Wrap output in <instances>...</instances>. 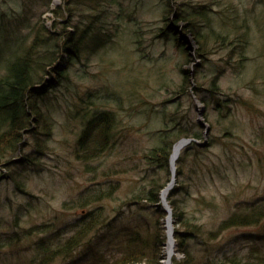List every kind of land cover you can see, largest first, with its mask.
I'll return each instance as SVG.
<instances>
[{
    "label": "rangeland",
    "instance_id": "obj_1",
    "mask_svg": "<svg viewBox=\"0 0 264 264\" xmlns=\"http://www.w3.org/2000/svg\"><path fill=\"white\" fill-rule=\"evenodd\" d=\"M60 1L0 0V36L6 29L14 36L7 47L0 51V75L4 72V63L10 58L11 52L29 33V27L40 19L44 20L47 27L51 26L53 15L50 9ZM117 1L126 15L119 19L120 28L113 37V47L109 45L106 52L105 48L102 49L86 65L78 63L73 72L84 77H73L72 82L79 90H95L93 96L84 102L87 110L109 103L114 105L110 100L112 91L107 90V87H112V80H120L119 85L135 79L142 82L137 91L130 92L134 101L124 109H119L122 141L114 146L107 159L101 156L88 163L76 159L73 145L81 129V118L72 116L67 119L63 103H69L72 92L65 91V95L62 94L63 103L50 118L52 128L47 139L48 148L35 169L39 171H33L23 182L27 194L14 191L9 180L0 181V201L8 197L11 199L8 208L0 207L2 237L13 234L15 228H28L44 222L52 225L58 222L60 225L62 220H72L86 210L100 209L102 222L97 228L72 251L47 264L111 262L121 255L120 248L127 237L117 235L126 227L141 224L139 228L142 235H147L150 222L159 218V213L151 212V207L142 205L143 202H127L130 196L140 191V177L147 164L139 160L138 166L130 169L134 162L126 155L154 146L153 130L164 124L159 114L165 110H178L196 120L202 127L203 139L200 141L209 143L200 161L203 172L199 166L197 172L191 168L190 163L194 158L191 152L187 155L189 166L182 176L183 179H189V189L193 195L189 200L191 205H185L186 209L197 211L195 215L199 219L198 223H207L215 215L224 217L239 202H243L244 207L255 199L264 200V0H175L176 5L185 8L193 9V5L198 4L208 8V21L203 23L199 31L210 30L213 34L208 48L203 49L208 52L203 51L200 57V43L192 32L185 30L182 21L177 22L175 29L185 51L175 47L170 39L157 36L163 24L160 15L164 7L161 0ZM110 6L111 11L108 13L111 15L105 16L106 22H110L114 18L113 13L118 11L116 5ZM135 30L138 36L136 41L142 39L140 47L134 40L127 42V37L130 35L132 38ZM181 66L189 69L193 81L192 86L178 93L175 90ZM217 97L221 100L230 97L234 99L219 106L216 104ZM198 110H201V115H198ZM205 126L208 127L207 132ZM185 146L180 149L176 161L185 154ZM119 159L123 160V171L109 173V167L115 166ZM176 161L175 181L169 190L176 185ZM164 172L161 169L157 175L162 176ZM115 182L119 188L115 189L111 197L91 201L85 207H64V203H74V199L87 186L91 190L106 191ZM196 186L201 190L197 191ZM195 195H204L207 201H213L218 207L205 208L200 202L198 205L194 200ZM28 200H31V206L25 212H17V204ZM158 206L165 212L160 221L166 235L160 246L161 258L158 264H165L162 260L167 241V215L161 202ZM15 214L19 215L17 227L13 224ZM171 226L174 232L177 226L173 221ZM71 232L72 228H61L58 235L65 239ZM172 235L175 254L167 264H175L184 258L177 250L178 238L174 237V233ZM38 236L39 232H36L30 237L23 234L22 238H25L21 240L13 239L16 242L13 247H0V257L4 254L9 257L4 261L5 264H29ZM189 243L196 244L193 252L198 258L204 259L203 264H211L209 256H214L219 247H223L230 255L236 252L241 257H248L253 247L264 250V217L257 225L224 230L212 246L200 247L201 244L194 239L189 240Z\"/></svg>",
    "mask_w": 264,
    "mask_h": 264
},
{
    "label": "trees",
    "instance_id": "obj_2",
    "mask_svg": "<svg viewBox=\"0 0 264 264\" xmlns=\"http://www.w3.org/2000/svg\"><path fill=\"white\" fill-rule=\"evenodd\" d=\"M161 1L164 7L160 15L163 24L159 27L157 36L170 39L175 47L185 51L186 48L175 29L177 22L182 21L185 30L192 32L200 43L198 56L200 57L203 51L208 52L203 49L208 48L213 31H199L203 23L208 21L207 6L198 4L193 5L191 9L176 5L175 0ZM110 5H116L118 11L112 14L114 18L110 22H106L105 16L111 15L108 13L111 11ZM50 10L53 15L51 26L47 27L44 20L40 19L29 27V33L25 34L24 39H21L22 42L11 52L10 58L4 63V72L0 75V181L9 180L13 184L14 191H21L25 195L28 191L23 182H26L33 171H39L35 169L48 148L47 139L52 128L50 118L61 104L62 94L65 95V91L72 92L69 103L62 102L66 106L67 119L72 116L81 118V129L75 137L73 151L76 159L88 163L101 156L105 159L109 158L114 146L122 141L120 134L123 128L119 121V109H124L134 101V96L130 95V92L137 91L138 85L142 83L135 79L119 85L120 80H112V83L110 82L112 87H107V90L112 91L110 100L114 105L109 103L97 109L87 110L84 102L93 96L95 90L75 88L73 77L83 79L84 76L76 75L73 72L74 68L78 63L86 65L92 57L101 53L102 49L105 48L106 52L109 45L113 47V37L120 28L119 19L126 15L124 8L117 0H61ZM136 31L132 33V38L130 35L127 37V42L134 40V43L137 42L140 47L142 39L138 38L136 41L138 37ZM216 37L221 36L216 35ZM13 39V33L8 32V29L4 30L0 36V51ZM179 72L181 75L175 91L181 93L187 86H192L193 80L186 67L181 66ZM213 80L212 84H214ZM233 99L230 97L221 100L217 97L216 104L221 106L228 100L232 102ZM159 116L164 124L153 130L155 131L154 146L126 155L134 162L130 169L136 168L140 163L139 160L147 164L140 177L142 187L127 199L128 204L143 202L142 205L147 204V207H151V212H158L159 218L150 222L149 227L152 231L149 228L145 237L139 228L141 224L128 226L121 231L117 236L127 237L121 245V255L104 264H158L161 258L160 246L165 241L166 235L160 219L164 217L165 212L158 205H160L161 190L170 179L169 157L172 146L180 138L192 137L202 140L203 135L202 127L197 121L179 113L178 110H165ZM208 144H200L192 140L184 147L185 154L176 161V185L169 190L167 201L172 211L173 223L177 226L174 230V237L178 238L177 250L184 255V258L175 264H203L204 259L198 258L193 252L196 244L191 245L189 240L194 239L199 242L200 247L212 246L224 230L237 226L257 225L264 217V200L258 199L244 207V203L239 202L235 205V209L227 211L224 217L215 215L207 223H198L199 219L195 215L197 211L186 209L185 205L188 204V207L191 205L189 200L193 196L189 189V179L182 177L189 166L187 155L191 152L194 154L190 163L194 172H197L198 166L203 172L200 161L206 154L205 148ZM121 162L123 160L119 159L115 162V166L109 167V173L123 171ZM89 168L91 167H86ZM161 169L165 172L162 176H158ZM107 188L106 191H97L87 186L74 199V203H64V207H85L91 201L111 197L115 189L119 188V184L115 182ZM196 189L201 190L198 186ZM10 200V197L4 198L0 201V207L8 208ZM194 200L198 205L203 204L205 208L218 207L213 201H207L204 195H195ZM31 204V200L19 202L16 206L17 212H25ZM99 210V208L86 210L72 220H62L60 225L58 222H54L53 225L44 222L28 228H15L10 236L2 237L0 233V247L3 245L13 247V243H16L12 241L13 239L21 240L25 238H22L23 234L30 237L39 232L29 264H47L56 257L72 251L97 228L102 222V214ZM217 212L216 210L215 213ZM14 216L13 224L18 226L19 215ZM61 228H72V232L65 239L60 238L58 231ZM16 246L18 250V244ZM248 254L249 256L245 258L237 255L236 252L230 255L223 247H219L214 256H209V261L211 264H264L262 248L253 247ZM8 259L9 257L4 254L0 257V264H5L4 261Z\"/></svg>",
    "mask_w": 264,
    "mask_h": 264
},
{
    "label": "water",
    "instance_id": "obj_3",
    "mask_svg": "<svg viewBox=\"0 0 264 264\" xmlns=\"http://www.w3.org/2000/svg\"><path fill=\"white\" fill-rule=\"evenodd\" d=\"M198 115H201V110H198ZM198 120H199V122L201 123V124H203V125H205V123L204 122H201L200 121V119L198 118ZM206 127V126H205ZM207 130H208V127H206V130H205V132H207ZM191 140V138H184V139H180L179 141H177L174 145H173V147H172V152H171V154H170V157H169V161H170V169H171V179H170V181L168 182V184L166 185V187L161 191V204L163 205V207H164V210L166 211V213H167V216H166V220H170V222H171V209H170V207H169V205H168V202H167V193H165L164 195H163V191L165 190V189H167L168 188V190H169V188H171L172 187V185H173V183H174V181H175V160L176 159H174V157L172 156L173 155V152H174V149L176 148V147H181V146H184L186 143H188L189 141ZM202 144H204V142H202ZM177 157V156H176ZM168 192V191H167ZM167 232V238L169 237V233H171L170 234V236L172 237V234H173V230H172V228H171V230H170V232L167 230L166 231ZM172 239H173V237H172Z\"/></svg>",
    "mask_w": 264,
    "mask_h": 264
},
{
    "label": "bare ground",
    "instance_id": "obj_4",
    "mask_svg": "<svg viewBox=\"0 0 264 264\" xmlns=\"http://www.w3.org/2000/svg\"><path fill=\"white\" fill-rule=\"evenodd\" d=\"M181 148L182 147H176L174 149V152L172 155L174 157V159H176L178 157V154H179V151ZM167 191H168V188L163 191V195L165 193H167ZM165 222H166V228L170 232V230L172 228V226H171L172 225V219H171V222H170V220H165ZM172 230H173V228H172ZM170 234L171 233H169V237H168L167 241L165 242V246H164V257H163L162 261H164L165 264H167L168 261L171 259V256H173L175 254L174 241H173L172 237L170 236Z\"/></svg>",
    "mask_w": 264,
    "mask_h": 264
}]
</instances>
